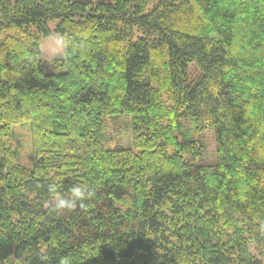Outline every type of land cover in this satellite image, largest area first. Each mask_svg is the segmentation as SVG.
<instances>
[{"label": "trees", "instance_id": "1", "mask_svg": "<svg viewBox=\"0 0 264 264\" xmlns=\"http://www.w3.org/2000/svg\"><path fill=\"white\" fill-rule=\"evenodd\" d=\"M0 264H264V0H0Z\"/></svg>", "mask_w": 264, "mask_h": 264}, {"label": "rangeland", "instance_id": "2", "mask_svg": "<svg viewBox=\"0 0 264 264\" xmlns=\"http://www.w3.org/2000/svg\"><path fill=\"white\" fill-rule=\"evenodd\" d=\"M152 4L153 3H151V5ZM56 26L57 22L50 23L51 29L54 30ZM42 56L46 70L48 72L59 71L57 66L58 62H64L66 59V53L64 51L63 38L61 34H54L42 38ZM108 124V137L110 147H134L132 123L130 125L127 119L115 118L110 119ZM203 139L205 140V143L207 145L206 161H215L216 139L214 132L211 130L205 131ZM14 144L19 156L18 160L28 167H32L34 158L32 150V131L30 124L24 123L16 127V137L14 140ZM135 150L137 151V149Z\"/></svg>", "mask_w": 264, "mask_h": 264}, {"label": "clouds", "instance_id": "3", "mask_svg": "<svg viewBox=\"0 0 264 264\" xmlns=\"http://www.w3.org/2000/svg\"><path fill=\"white\" fill-rule=\"evenodd\" d=\"M50 192H55L56 188L55 185L49 186ZM94 191L90 190L84 185H75L71 188V195L69 197H60L56 196L53 198L51 202V206L53 210L57 212H64V211H72L77 207V203L79 202V207L81 209L85 208L83 201L86 198H90L94 195Z\"/></svg>", "mask_w": 264, "mask_h": 264}]
</instances>
